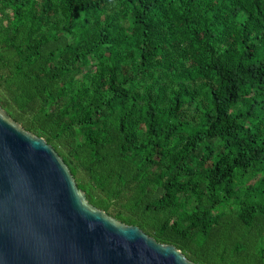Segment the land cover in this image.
I'll return each mask as SVG.
<instances>
[{
  "label": "trees",
  "instance_id": "1",
  "mask_svg": "<svg viewBox=\"0 0 264 264\" xmlns=\"http://www.w3.org/2000/svg\"><path fill=\"white\" fill-rule=\"evenodd\" d=\"M0 105L92 205L264 264V0H0Z\"/></svg>",
  "mask_w": 264,
  "mask_h": 264
},
{
  "label": "water",
  "instance_id": "2",
  "mask_svg": "<svg viewBox=\"0 0 264 264\" xmlns=\"http://www.w3.org/2000/svg\"><path fill=\"white\" fill-rule=\"evenodd\" d=\"M0 264H196L86 199L44 137L0 105Z\"/></svg>",
  "mask_w": 264,
  "mask_h": 264
},
{
  "label": "rangeland",
  "instance_id": "3",
  "mask_svg": "<svg viewBox=\"0 0 264 264\" xmlns=\"http://www.w3.org/2000/svg\"><path fill=\"white\" fill-rule=\"evenodd\" d=\"M18 122V121H17ZM19 123V122H18ZM21 125V124H20ZM27 130V129H26ZM51 145V144H50Z\"/></svg>",
  "mask_w": 264,
  "mask_h": 264
}]
</instances>
